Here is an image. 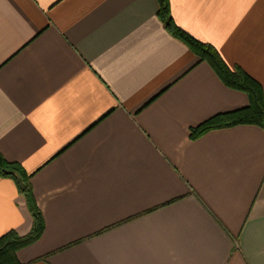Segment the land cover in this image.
I'll list each match as a JSON object with an SVG mask.
<instances>
[{"label": "crops", "instance_id": "1", "mask_svg": "<svg viewBox=\"0 0 264 264\" xmlns=\"http://www.w3.org/2000/svg\"><path fill=\"white\" fill-rule=\"evenodd\" d=\"M175 25L264 91V0H169ZM158 0H0V152L44 230L22 264H264V130ZM34 219L0 177V237Z\"/></svg>", "mask_w": 264, "mask_h": 264}, {"label": "trees", "instance_id": "2", "mask_svg": "<svg viewBox=\"0 0 264 264\" xmlns=\"http://www.w3.org/2000/svg\"><path fill=\"white\" fill-rule=\"evenodd\" d=\"M159 1V17L164 21L171 34L183 41L201 61H207L225 85L242 91L249 97V106L228 113H221L191 129V138L198 139L207 132L231 128L238 125H257L264 130V91L262 86L243 69H231L221 58L217 50L206 43L199 42L178 28L170 15L169 0ZM0 177L15 181L19 192L25 197L28 208L33 216L34 225L31 232L20 236L10 231L0 237V264H22L17 253L20 249L32 244L43 233L45 224L41 209L37 205L31 175L24 167L9 162L0 152Z\"/></svg>", "mask_w": 264, "mask_h": 264}]
</instances>
